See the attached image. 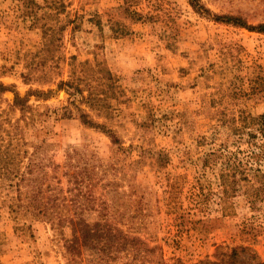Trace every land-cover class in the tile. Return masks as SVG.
I'll use <instances>...</instances> for the list:
<instances>
[{
    "label": "rangeland",
    "instance_id": "1",
    "mask_svg": "<svg viewBox=\"0 0 264 264\" xmlns=\"http://www.w3.org/2000/svg\"><path fill=\"white\" fill-rule=\"evenodd\" d=\"M262 29L264 0H0V81L11 87L0 152L27 174L0 164V264H194L220 244L264 261ZM75 78L69 105L58 85ZM14 91L49 94L32 92L21 111ZM80 108L106 129L83 124ZM86 161L91 178L77 186ZM47 184L73 198L65 214L104 222L107 204L143 244L105 256L80 238L72 254L67 223L33 210Z\"/></svg>",
    "mask_w": 264,
    "mask_h": 264
},
{
    "label": "trees",
    "instance_id": "2",
    "mask_svg": "<svg viewBox=\"0 0 264 264\" xmlns=\"http://www.w3.org/2000/svg\"><path fill=\"white\" fill-rule=\"evenodd\" d=\"M217 19L228 22V23L242 25V23H240L239 20L229 15L220 16V17H217ZM262 30L264 31V29ZM107 75H108L107 79H112V75L109 71L107 72ZM78 86H79L78 78L68 80V81L62 80L60 84L58 85L59 90L65 89L67 90V93L69 95L71 94L69 105L75 104L76 100H78L77 99L78 97H76L77 95L76 92L78 91V88H79ZM10 88L11 87L9 85H6L2 81H0V96H2L6 91H9ZM14 92H15V97H14L12 107L14 108L20 107L21 111H25L27 106L29 107L27 102H28V98L30 97V95H33L32 92H35L44 97L48 96L49 94V92L46 93L45 91H30L26 96L21 97L19 92L17 91H14ZM50 92H53V91H50ZM86 100L87 102L92 101V105L96 104V102H94L90 98ZM100 106H104V105H100ZM102 108H106V107H102ZM79 111L81 113L79 117L83 124L89 127L102 128L103 130L106 129L105 123H99L98 121L92 119L91 115L85 112V110L81 108L79 109ZM72 115H73L72 111L67 110L66 116L71 117ZM262 124L263 125L261 127V130L264 132V121ZM107 132H109V136L112 138L113 142L115 143L119 142V138L117 137V135H115L113 132L110 133V131H107ZM42 144L48 145L46 141H43ZM42 144L35 146V149H38L39 146ZM14 157H16V155L8 154L7 151L0 152V164L1 166H3L2 170H4L5 174L10 175L12 173L13 174L15 173L17 175H22L25 178L27 174L25 173L23 175V173H20V170H19V167H17V164H15L12 167L10 166L12 165V163L15 162ZM73 158L74 157L71 155L70 160H72ZM70 160L68 161L69 165H71ZM33 163H34V159L30 158V162L27 165V167H29L28 173L32 174V172L34 171L32 167ZM48 163L50 164L51 162L48 161L45 164L43 160L42 168L44 167V173H43L45 175L44 181L48 179V176H49V173L47 171ZM87 163H88L87 161L84 162L85 166L82 167L81 174H80L81 176L77 177L75 181L77 186L78 185L84 186L85 183L91 178L92 171H90V169L86 167ZM65 174H68V172H65ZM69 182L74 183L71 178L69 179ZM45 191H49L50 193L48 195H45L44 194ZM68 191L71 192L72 189H69ZM38 192L40 193L39 197L41 198L38 197L39 199L33 198L31 200L32 205H34L33 210L34 212H36V216H40L43 219H47V221H51L52 225L60 229L63 228L65 223H67V226L70 227V230L72 233V238L67 240V248L70 252H72V254H74V251L77 249V246H75V244L78 243V240L80 238L84 240L85 244L87 243L89 245H93L94 248L101 251V253H103V255L105 256H110V254L112 255L111 251L115 248V246L118 243L132 242V243H135V245H138L140 247L141 244H143L144 242L141 237L135 235V233H137L138 231L134 228V226L132 225V222L128 223L125 221V226H126L125 229L123 228V226L119 227L117 225H114L111 222L112 220H110V218H112V215L110 214L107 204L105 205L103 204L101 208V210L103 211L102 212L103 216L105 217L103 219L104 222H100V219H99V221L91 224L85 218L79 215L75 216L69 211L66 214L63 212L64 207H68L70 204L72 205L73 198L69 199L67 196L62 195V192H63L62 188L57 190L56 188H52L50 184H47L46 189L43 190L40 187ZM82 194H83L82 196L83 198L87 195V193H82ZM19 198L20 197H17V200ZM90 200L91 202H95L92 195L90 196ZM20 205L21 204H19V206ZM12 206H14V204L11 205V207ZM29 206H31V202L29 203ZM57 208H61L62 210L60 209V211L57 212ZM132 216L134 217L135 215H132ZM126 220L127 221L129 220L128 216L126 217ZM154 248H151L148 251H153ZM248 262H251V264H264V261L259 260L256 254L247 246L240 245V246L231 247L228 244H220L216 246V251L213 257H207L206 259L201 260L194 264H247ZM173 264H185V263L180 258H178L177 261L174 262Z\"/></svg>",
    "mask_w": 264,
    "mask_h": 264
}]
</instances>
